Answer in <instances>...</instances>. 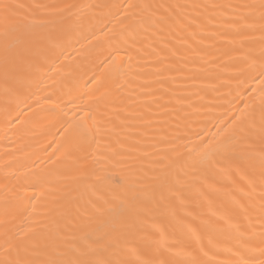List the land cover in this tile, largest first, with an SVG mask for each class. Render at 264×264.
<instances>
[{
    "label": "bare ground",
    "instance_id": "bare-ground-1",
    "mask_svg": "<svg viewBox=\"0 0 264 264\" xmlns=\"http://www.w3.org/2000/svg\"><path fill=\"white\" fill-rule=\"evenodd\" d=\"M262 54L264 0H0V260L109 234L129 264H255L264 144L204 153L259 127Z\"/></svg>",
    "mask_w": 264,
    "mask_h": 264
},
{
    "label": "snow or ice",
    "instance_id": "snow-or-ice-1",
    "mask_svg": "<svg viewBox=\"0 0 264 264\" xmlns=\"http://www.w3.org/2000/svg\"><path fill=\"white\" fill-rule=\"evenodd\" d=\"M39 8L47 7L45 5H37ZM129 8L133 7L131 4ZM125 15H128L125 12ZM127 29H131V26H126ZM251 79L258 80L260 85H264V54L261 56L258 67L252 68ZM243 84V81H241ZM264 92V87L261 88ZM259 136L262 144H264V110H262L261 121L259 127L256 126L254 121L241 119L238 123L234 124L233 131L224 141L215 145H208L207 150L204 153V160L209 166L219 164L221 160L234 161L236 159L243 160L245 157L251 159L250 154L247 152L246 146L250 142H254V139ZM261 166L264 168V149L261 151ZM175 161L169 157H161V164L165 169V175L170 173V170L174 168ZM262 182H264V172L261 173ZM115 211V210H113ZM119 219V216H117ZM241 227L237 228V231L241 230ZM32 231V229H29ZM192 231V230H190ZM193 238H197V234L193 231ZM11 241L9 239L4 240V247L9 249ZM260 248L261 257L255 262V264H264V231L260 234ZM21 244L16 245L17 258L0 260V264H129V262L118 258L117 253L114 251L115 244L109 239V234H106L102 238L90 240L88 236H82L79 238H73L71 240L58 242L50 247V250L46 247L43 255V259L33 260L25 259L20 256L22 249ZM26 252L27 249L23 248ZM251 248L248 241L241 240L240 249H238V255L240 252L254 251ZM159 264H182L181 261H177L174 258L162 260ZM188 264H202L200 261H190ZM236 264H252V261L246 259L244 256H240V259Z\"/></svg>",
    "mask_w": 264,
    "mask_h": 264
}]
</instances>
